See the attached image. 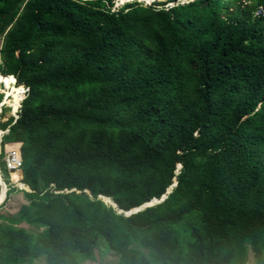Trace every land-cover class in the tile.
<instances>
[{
	"label": "trees",
	"instance_id": "trees-1",
	"mask_svg": "<svg viewBox=\"0 0 264 264\" xmlns=\"http://www.w3.org/2000/svg\"><path fill=\"white\" fill-rule=\"evenodd\" d=\"M260 6L0 0V264H264Z\"/></svg>",
	"mask_w": 264,
	"mask_h": 264
},
{
	"label": "rangeland",
	"instance_id": "rangeland-1",
	"mask_svg": "<svg viewBox=\"0 0 264 264\" xmlns=\"http://www.w3.org/2000/svg\"><path fill=\"white\" fill-rule=\"evenodd\" d=\"M140 1H144L146 4L153 3V0L151 2H148L146 0H140ZM155 1H157V0H155ZM169 4L172 5L173 3H169ZM9 87L10 88H7V86L4 85V89H3V87H2V85L0 83V90H2L0 93H3V90H5V92L3 93L2 100L0 102V118L2 120H6V119H8L11 116L15 117V114H16L14 112V110H15V97L16 96L17 97H22L21 91H19L18 93H15L13 91V83L12 82H11V84H10ZM24 96H25V94H24ZM20 104H21V101H20ZM3 109H4V112H3V114H1V112L3 111ZM12 147H13V145H12ZM1 174H2L3 179L5 181V178H4V175H3L2 171H1ZM6 185H7V189H6V191H7L8 190V187H9V184L6 182ZM0 197H1L0 198L1 199L0 200V213H5V214H7V213H13V212L17 211L20 208V206L23 203L26 202V199L24 198L22 192L12 193V195L10 196V198L7 201H5L6 197H5L4 201H3V185L1 183V178H0ZM0 222H1V220H0ZM189 226H190V222L189 221H184V222L180 223L179 225H177L175 227V233H176L177 237L180 238L181 244L184 241V237L187 234V229H188ZM26 227H30V226L29 225H26ZM248 248H249V246H248ZM99 251H100V254H99V259L97 261L87 260V261L83 262V264H107V262H106L107 260L108 261H115L113 259L110 260V257L107 256V254L105 252L106 251V248H105L104 245H100ZM253 261H254V259H253V252H252L251 248H249V254H248L247 264H253ZM33 264H45V259L44 258L35 259L33 261Z\"/></svg>",
	"mask_w": 264,
	"mask_h": 264
},
{
	"label": "built area",
	"instance_id": "built-area-1",
	"mask_svg": "<svg viewBox=\"0 0 264 264\" xmlns=\"http://www.w3.org/2000/svg\"><path fill=\"white\" fill-rule=\"evenodd\" d=\"M18 110L16 111L15 118L18 117ZM3 161L5 162L7 169L10 171H15L23 166V161L19 157L18 151L15 148L7 149L3 157Z\"/></svg>",
	"mask_w": 264,
	"mask_h": 264
},
{
	"label": "water",
	"instance_id": "water-1",
	"mask_svg": "<svg viewBox=\"0 0 264 264\" xmlns=\"http://www.w3.org/2000/svg\"><path fill=\"white\" fill-rule=\"evenodd\" d=\"M110 199H111V198H110ZM111 201H112V199H111ZM154 201H156V200H154ZM145 205H146V204H144V205H142V206L135 207V208L132 209L131 211L127 212V214H130V213H132V212H136V211H138V210H141Z\"/></svg>",
	"mask_w": 264,
	"mask_h": 264
},
{
	"label": "clouds",
	"instance_id": "clouds-1",
	"mask_svg": "<svg viewBox=\"0 0 264 264\" xmlns=\"http://www.w3.org/2000/svg\"><path fill=\"white\" fill-rule=\"evenodd\" d=\"M155 1V0H154ZM153 1V2H154ZM186 1H189V0H186ZM261 13H264V10H263V7L262 6H260L258 9H257V11H256V14H261Z\"/></svg>",
	"mask_w": 264,
	"mask_h": 264
},
{
	"label": "bare ground",
	"instance_id": "bare-ground-1",
	"mask_svg": "<svg viewBox=\"0 0 264 264\" xmlns=\"http://www.w3.org/2000/svg\"><path fill=\"white\" fill-rule=\"evenodd\" d=\"M146 1H147V0H146ZM151 1H152V0H151ZM151 1H148V2H151ZM20 91H21V89H20ZM21 93H22L21 95L24 96V90H22ZM9 149H12V148H9ZM0 156H1V149H0ZM0 172H1V170H0ZM1 183H2V185H3L2 180H1ZM4 191H5V190H4ZM3 194H4V192H3Z\"/></svg>",
	"mask_w": 264,
	"mask_h": 264
},
{
	"label": "crops",
	"instance_id": "crops-1",
	"mask_svg": "<svg viewBox=\"0 0 264 264\" xmlns=\"http://www.w3.org/2000/svg\"><path fill=\"white\" fill-rule=\"evenodd\" d=\"M7 194V193H6Z\"/></svg>",
	"mask_w": 264,
	"mask_h": 264
},
{
	"label": "snow or ice",
	"instance_id": "snow-or-ice-1",
	"mask_svg": "<svg viewBox=\"0 0 264 264\" xmlns=\"http://www.w3.org/2000/svg\"><path fill=\"white\" fill-rule=\"evenodd\" d=\"M22 91V90H21Z\"/></svg>",
	"mask_w": 264,
	"mask_h": 264
}]
</instances>
